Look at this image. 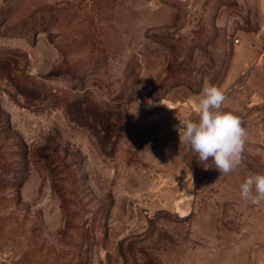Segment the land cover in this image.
Returning a JSON list of instances; mask_svg holds the SVG:
<instances>
[{"label": "rangeland", "instance_id": "obj_1", "mask_svg": "<svg viewBox=\"0 0 264 264\" xmlns=\"http://www.w3.org/2000/svg\"><path fill=\"white\" fill-rule=\"evenodd\" d=\"M206 84L247 131L227 176L175 130ZM250 172L259 0H0V264H264Z\"/></svg>", "mask_w": 264, "mask_h": 264}, {"label": "clouds", "instance_id": "obj_2", "mask_svg": "<svg viewBox=\"0 0 264 264\" xmlns=\"http://www.w3.org/2000/svg\"><path fill=\"white\" fill-rule=\"evenodd\" d=\"M226 96L216 85L206 84L196 105V118L179 119L175 126L180 143L188 145L199 161L209 160L221 175L244 166L247 131L242 119L225 111ZM244 201L258 205L264 201V173H249L240 185Z\"/></svg>", "mask_w": 264, "mask_h": 264}, {"label": "crops", "instance_id": "obj_3", "mask_svg": "<svg viewBox=\"0 0 264 264\" xmlns=\"http://www.w3.org/2000/svg\"><path fill=\"white\" fill-rule=\"evenodd\" d=\"M259 8L262 19L264 20V0H259Z\"/></svg>", "mask_w": 264, "mask_h": 264}, {"label": "built area", "instance_id": "obj_4", "mask_svg": "<svg viewBox=\"0 0 264 264\" xmlns=\"http://www.w3.org/2000/svg\"><path fill=\"white\" fill-rule=\"evenodd\" d=\"M235 43H236V44H239V43H240V40H239V39H236V40H235Z\"/></svg>", "mask_w": 264, "mask_h": 264}, {"label": "bare ground", "instance_id": "obj_5", "mask_svg": "<svg viewBox=\"0 0 264 264\" xmlns=\"http://www.w3.org/2000/svg\"><path fill=\"white\" fill-rule=\"evenodd\" d=\"M261 59V56L259 57V60Z\"/></svg>", "mask_w": 264, "mask_h": 264}]
</instances>
